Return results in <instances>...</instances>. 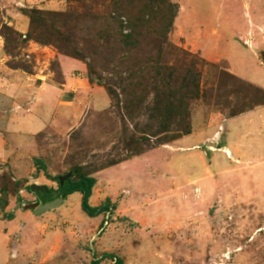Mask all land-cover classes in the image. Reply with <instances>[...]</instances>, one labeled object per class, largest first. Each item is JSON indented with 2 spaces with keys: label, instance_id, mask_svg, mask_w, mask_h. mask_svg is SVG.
Masks as SVG:
<instances>
[{
  "label": "rangeland",
  "instance_id": "374dc122",
  "mask_svg": "<svg viewBox=\"0 0 264 264\" xmlns=\"http://www.w3.org/2000/svg\"><path fill=\"white\" fill-rule=\"evenodd\" d=\"M170 1L168 41L217 67L203 70L191 133L149 147L146 117L123 118L106 88L123 69L103 49L106 22L84 20L112 0H0V264H264V0ZM28 9L69 54L28 37ZM82 175L109 213L87 216L80 193L35 212L32 185Z\"/></svg>",
  "mask_w": 264,
  "mask_h": 264
},
{
  "label": "trees",
  "instance_id": "16d2710c",
  "mask_svg": "<svg viewBox=\"0 0 264 264\" xmlns=\"http://www.w3.org/2000/svg\"><path fill=\"white\" fill-rule=\"evenodd\" d=\"M112 5L114 12L108 13V16L95 13L93 6L88 5L84 20L90 23L88 30L98 21L106 22V34L103 32L102 35L107 45H103V49L111 46V50L105 53L110 55L109 60L117 61L119 68L123 67L116 88L106 85L114 108L123 112V118L125 116L127 120H134L142 114L146 117L148 123L141 130L139 140L151 141L149 147L168 144L184 134H190V104L209 95L202 87L203 70L217 66L168 41L180 9L176 3L170 0H112ZM24 13L31 20L29 38L54 45L69 54L59 47L58 41L63 38L55 37L57 39L54 40L37 33L36 29L42 31L46 28L45 18L38 17L44 16L40 10L28 9ZM60 17L61 23L68 26L72 21L70 19L76 16ZM65 37L62 42H73L70 36ZM139 143L135 142L137 145L132 150V146L129 148L132 155L142 153ZM36 165L39 170L46 169L41 159L36 160ZM56 179L58 189L47 188L41 196L44 203L53 201L55 192L58 193L56 198L63 199L80 193L81 208L87 216L95 218L111 211L110 200L100 206H92L90 200L96 182L93 177L82 175L78 179L69 178L63 185L60 177ZM7 218L12 220L14 215L10 214ZM104 257L114 259L115 264H123V260L113 254H105ZM93 264H99V260H94Z\"/></svg>",
  "mask_w": 264,
  "mask_h": 264
},
{
  "label": "water",
  "instance_id": "95a60500",
  "mask_svg": "<svg viewBox=\"0 0 264 264\" xmlns=\"http://www.w3.org/2000/svg\"><path fill=\"white\" fill-rule=\"evenodd\" d=\"M69 179L68 176H65V177H62L60 180H61V184L63 185L64 182ZM31 189L36 191L37 194L39 196H42L43 193H45L47 191V188L46 187H38L36 185H32L31 186ZM58 196V193L55 192L54 193V197L55 199L53 201H50V202H47V203H44V204H41L37 209H36V213H42V212H46V211H49L51 210L54 206H56L57 204H59L63 198H56Z\"/></svg>",
  "mask_w": 264,
  "mask_h": 264
}]
</instances>
